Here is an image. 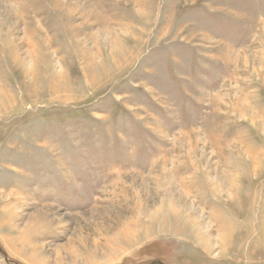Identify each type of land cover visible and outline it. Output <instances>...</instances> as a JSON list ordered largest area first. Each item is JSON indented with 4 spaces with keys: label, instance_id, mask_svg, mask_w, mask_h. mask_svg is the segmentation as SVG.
<instances>
[{
    "label": "rangeland",
    "instance_id": "rangeland-1",
    "mask_svg": "<svg viewBox=\"0 0 264 264\" xmlns=\"http://www.w3.org/2000/svg\"><path fill=\"white\" fill-rule=\"evenodd\" d=\"M0 264H264V0H0Z\"/></svg>",
    "mask_w": 264,
    "mask_h": 264
}]
</instances>
